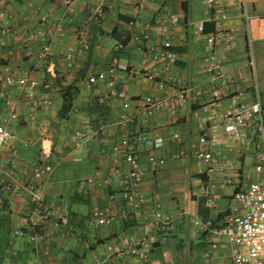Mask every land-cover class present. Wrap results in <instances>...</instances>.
I'll use <instances>...</instances> for the list:
<instances>
[{
    "label": "crops",
    "instance_id": "1",
    "mask_svg": "<svg viewBox=\"0 0 264 264\" xmlns=\"http://www.w3.org/2000/svg\"><path fill=\"white\" fill-rule=\"evenodd\" d=\"M67 3L74 9L72 22L65 24L63 36L53 37L51 55L41 59V38L53 34ZM98 5L104 15L96 22ZM171 15L180 22L168 29L176 60L166 65L145 56L134 37L145 32L146 47L159 46L160 21ZM196 22H203L201 33L193 27ZM114 31L128 35L119 51ZM209 36L229 79L226 85L206 73ZM69 48L74 50L70 59ZM113 56L128 66L126 72L109 75ZM26 72L35 82L30 96L25 88L0 96V122L17 112L9 124L14 139L0 152V177L12 186L7 192L0 184V264H233L226 238L211 249L209 233L194 221L223 223L233 194L256 179L260 140L244 126L247 140H232L220 116L237 112L235 104L256 100L264 110V0H213L211 5L207 0H0V95L4 76ZM100 73L107 75L91 83ZM67 87L76 89L72 107L59 119ZM216 88L219 99L211 95ZM180 91H185L184 105L173 113H143L144 100L176 101ZM42 99L51 104L36 107ZM139 133L163 140L154 151L162 166L152 168L149 149L132 143ZM201 135L216 136L220 151L210 174L195 159ZM127 148L143 170L139 193L146 209L158 202L170 219L164 229L143 230L118 219L108 227L91 222L95 208L122 209L121 182L113 172L126 173ZM14 151L18 166L12 170ZM41 165L49 172L38 184L44 199L37 205L26 187ZM95 177L92 186L81 188L82 179ZM31 236L39 238L33 242ZM123 240L137 244L138 252L131 253ZM108 246L116 250L113 255Z\"/></svg>",
    "mask_w": 264,
    "mask_h": 264
},
{
    "label": "built area",
    "instance_id": "2",
    "mask_svg": "<svg viewBox=\"0 0 264 264\" xmlns=\"http://www.w3.org/2000/svg\"><path fill=\"white\" fill-rule=\"evenodd\" d=\"M208 4H212L213 0H207ZM141 8V4H138ZM74 12L73 6L69 3L65 4L63 15L54 23L53 34L42 37V52L39 58L43 59L51 55L49 44L54 36H63L66 32L65 24L72 22V14ZM93 19L96 22L102 20L104 9L102 5H98L93 13ZM180 20L177 16H168L166 20L160 21L161 33L164 37L159 46L146 47V33L141 32L135 36L134 39L138 44V49L144 52L153 61H163L166 65H171L176 60L175 54L170 51V43L168 41V29L170 26L179 24ZM194 29L201 33L203 31V22H196L193 24ZM126 39V35L121 37ZM208 46L207 52V66L206 73L214 80L219 81L221 85L228 83V78L221 71V62L214 50V38L209 36L206 39ZM125 44L118 41L116 50H121ZM31 52H28V55ZM74 54L73 48H69L66 52V58L70 59ZM128 66L120 63L118 57L113 56L110 60V67L108 69L109 75H113L116 71L126 72ZM107 74L100 73L97 76L90 77V82L94 83L98 79H104ZM1 97L7 96L12 89H26V93L30 96L35 88V82L30 79L26 72L21 77L4 76L1 79ZM113 86V83L111 84ZM117 96L124 97L121 90H115ZM185 91H180L176 101L170 98L164 99H146L142 102L141 107L144 109L145 116H151L156 111L168 109L174 112L176 106L184 105ZM213 98L219 99L221 97L220 89L212 90ZM51 104L50 100H38L36 107H46ZM238 107L237 112H228L220 116L221 125L224 127L227 134L238 142L247 140L246 136L241 134L240 128L246 127L252 136L261 142V150L255 153L257 160L253 168L256 179L251 181L246 188L237 191L232 196V202L229 206L228 213L223 223L214 226L211 223H203L196 219L194 225L201 230L209 233L208 246L215 248L222 238H226L230 246V258L233 264H264V110L261 103L256 100L251 104H235ZM17 119V112L15 109L10 112L7 118L0 122V152L9 144L14 135L9 129V124L12 120ZM132 143L143 144L149 149L148 163L152 168H158L163 165L164 160L157 158L154 151L162 147L163 140L155 137L150 138L144 133H139L131 137ZM216 136L201 135L198 139V148L195 152L196 161L204 167L207 174L213 172L216 158L220 155L218 150ZM123 161L127 165V171L123 174L118 168L114 170V175L119 177L121 182L120 198L122 201V209L118 212L111 211V209L95 208L90 216L91 222L97 227H108L118 219L130 225H137L143 230L149 228L164 229L170 223L168 216L164 215L161 210V204L153 202L151 210L146 209L144 198L139 193V186L142 181L143 170L139 161L134 157L131 148H127L122 155ZM10 165L12 170L18 166V156L16 151L13 152ZM49 168L47 166H37L32 171L31 182L26 187L30 192L31 201L35 204L41 205L43 202V193L39 187V182L45 179L48 175ZM95 178L82 179L79 184L81 188L92 186L95 183ZM103 183L108 180L102 179ZM0 184L2 189L9 192L12 186L5 178L0 177ZM113 200V196H110ZM67 219L64 220V224ZM38 236H31L30 240L37 241ZM124 245L131 250V253L138 252L137 244H131L128 240H123ZM109 255H113L116 250L112 246L107 247ZM139 257L144 258L142 254ZM205 256L209 254L206 252Z\"/></svg>",
    "mask_w": 264,
    "mask_h": 264
},
{
    "label": "trees",
    "instance_id": "3",
    "mask_svg": "<svg viewBox=\"0 0 264 264\" xmlns=\"http://www.w3.org/2000/svg\"><path fill=\"white\" fill-rule=\"evenodd\" d=\"M113 36L115 37V39H117V41L122 42L123 44H126L128 41V35H126V39L122 40L121 37L125 34H121V33H116L115 31L112 33ZM73 90V92H71L70 90ZM76 89L75 88H71V87H67L64 89V92H62V106L61 109L59 111V119H64L67 117V114L69 113L71 107H72V99L73 96L75 94Z\"/></svg>",
    "mask_w": 264,
    "mask_h": 264
}]
</instances>
